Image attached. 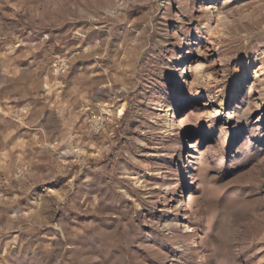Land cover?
I'll list each match as a JSON object with an SVG mask.
<instances>
[{
	"label": "rangeland",
	"instance_id": "374dc122",
	"mask_svg": "<svg viewBox=\"0 0 264 264\" xmlns=\"http://www.w3.org/2000/svg\"><path fill=\"white\" fill-rule=\"evenodd\" d=\"M256 1L227 25L206 0H0V264H264ZM251 84L258 108L225 124ZM190 191L191 237L164 232Z\"/></svg>",
	"mask_w": 264,
	"mask_h": 264
},
{
	"label": "bare ground",
	"instance_id": "6f19581e",
	"mask_svg": "<svg viewBox=\"0 0 264 264\" xmlns=\"http://www.w3.org/2000/svg\"><path fill=\"white\" fill-rule=\"evenodd\" d=\"M207 5L211 4L213 9L217 10V14L218 15H224L225 17H223L220 21H224V23H226L227 25L230 24L231 22H229L230 19V15H227V12L230 11L233 6L237 3V0H220L219 4H216V0H206ZM188 1H186L185 3H187ZM250 2H255V1H250ZM257 7L258 8H264V0H257ZM257 8V9H258ZM251 11H246V12H241L239 14H247ZM198 68V67H197ZM247 66H240L237 69V77L238 80L242 81L244 80L246 74H247ZM258 73V71L254 72V74ZM180 79H179V84L176 85V89L178 92H181L185 87H186V77L185 75L182 73L179 74ZM184 82V88L182 89V83ZM257 87L254 86V84H251L250 86H248L247 88V92L245 95V104L242 106L241 102L238 103V96H239V92H236L234 94L233 97V101L234 103L236 102L235 106L233 108L230 109V111L227 113L226 116V120H225V124H228V121L231 119L234 120H238L241 117L245 116V115H252L253 113V109H257L258 108V102H259V98L257 97V92H260V90L256 89ZM234 103H232V105H234ZM231 105V106H232ZM123 107V106H122ZM120 108L118 111L119 115H123V108ZM204 112L202 114H198L196 115L194 112H189L187 114L182 115L180 118L174 120L173 116L171 115L172 111L167 109V114H166V119H165V127L167 129H171L176 127L177 129H184L185 125L187 122H189L190 120L194 119V118H198L201 119L202 116L206 117V119L209 120V122H213L219 115V111L216 108L211 107L210 109H204ZM264 117V113H261L257 119V123H260V121L262 120V118ZM191 151L188 153L187 158L189 159V161H187V163L192 164V168L190 170V172H195V167H196V156L194 153V149H195V144L191 145L189 148ZM183 151L184 148L182 147L181 150H179V153L177 155V166L181 169H183V164H184V157H183ZM193 174V173H192ZM164 182V181H163ZM193 183L189 184V187H192ZM192 192H189V198L187 199V201L182 198V196H179L178 199L173 198V195L170 196V200L169 202L172 203L171 208H176L177 209V213L176 215L180 218H174V219H170L168 217H166L160 227L162 228V230L164 232H171V229L174 225H176L177 227H179L181 229V231H184L186 237H191V234L193 232L192 226H191V221H190V217H189V203L192 200ZM177 200V201H176ZM192 243H195L194 240H192Z\"/></svg>",
	"mask_w": 264,
	"mask_h": 264
},
{
	"label": "built area",
	"instance_id": "2783aa9c",
	"mask_svg": "<svg viewBox=\"0 0 264 264\" xmlns=\"http://www.w3.org/2000/svg\"><path fill=\"white\" fill-rule=\"evenodd\" d=\"M59 72H61V73H64V70L63 69H60V71Z\"/></svg>",
	"mask_w": 264,
	"mask_h": 264
}]
</instances>
